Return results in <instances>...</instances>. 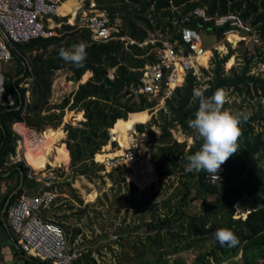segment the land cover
<instances>
[{
    "label": "trees",
    "instance_id": "16d2710c",
    "mask_svg": "<svg viewBox=\"0 0 264 264\" xmlns=\"http://www.w3.org/2000/svg\"><path fill=\"white\" fill-rule=\"evenodd\" d=\"M97 2L105 8L111 18L119 15L116 10L120 12L117 35L125 36L128 40L116 39L97 43L91 41L87 28L76 24H62L60 28H56L55 35L36 37L26 43H17L11 48L16 71L13 75L4 73L3 97L6 99L11 97L12 105L7 106L9 108L6 109L0 104V166L14 152V139L9 125L12 121L22 118L23 107L19 106L23 101L25 89L18 85L29 74L16 51L29 57L33 78L30 84V101L26 104L25 120L28 125L36 129H44L47 125L58 126L61 122L62 112L42 113L50 110L47 103L51 82L57 70L64 69L69 72V79L73 81H78L81 76L82 81L87 79L78 85L72 95L65 96L59 104L60 108L68 105L70 110L82 111L76 114L67 113L64 124V129L67 130L65 143L72 177L89 176L103 170V165L95 162L93 157L96 153H98L97 158L110 154L111 152L101 153L107 152V146L127 147L124 137L126 122L128 139L129 141L133 139L130 132L132 118L126 121L128 115L147 110L152 104L147 103L142 95H135L132 89L139 84V68L145 63L153 62L155 58L151 52L147 54L150 46L142 48L136 43H130L129 40L141 42L149 32L168 25L165 15L169 14V11L161 13L158 11L168 7L170 2L168 0H97ZM171 3L177 6L183 5L184 11L201 4H208L209 13L238 11L244 19L249 20L264 41V0H171ZM152 5L155 7L153 10ZM53 20L64 22L65 17L55 15ZM222 29L215 30L216 41L222 38ZM81 41L87 44V58L83 66L75 67L59 56V50L70 49L72 45ZM256 48L258 49L259 46L256 45ZM231 53L230 50L226 56L219 59L216 56L212 70L213 77L208 82L205 95L211 96L218 88H232L240 94L250 95L254 91L257 96L264 97V78L246 76L252 56L247 57L245 52L242 56L245 61L242 69L238 73L223 75V64ZM261 55H264V52ZM112 67L115 68V74L113 79H109L106 74L108 68ZM194 88L199 87L194 86L193 77L188 74L174 97L166 102L169 115L160 110L159 122L154 121L158 122L159 135L148 130L149 152L153 166L147 168L150 175H142V178L152 180L154 168L159 179L175 176L177 183L163 200L162 216L152 215L145 224L146 232L143 239L137 238L126 246L120 244L125 264H216L225 255L236 252L240 246L244 249L264 246V116H260L263 123L257 131L252 124L257 117L249 116L248 121L242 125L243 134L239 142V152L221 166L220 172L225 174V182L210 185L207 172L185 170L186 156L199 150L202 141L194 137L192 144L186 148L187 143L177 142L170 132V128L175 124L179 125L187 135H191L188 121L194 118L199 103L198 100L193 99ZM75 121H79L80 126L72 125ZM139 130L141 132L137 134L139 140L145 141L147 137L141 125ZM27 169L20 161L8 167L7 176H0V180L13 176L17 178L11 190L5 192L0 199V246L3 239H11L15 245V254L22 257L24 264H51L27 256L16 245V237L7 225L8 206L24 188L29 190L35 185L34 180L26 177ZM114 172L113 170L107 172L113 184L125 182L124 170H117L116 177L113 176ZM20 182L22 185L18 187ZM214 196L222 200L217 202L214 198L205 202L206 198ZM76 199L82 202L81 199L77 197ZM233 200L241 204L238 206ZM55 203L56 201L53 202ZM68 209H72V206ZM236 210H250V212L244 219L235 218L233 215ZM43 215L50 217L48 212H43ZM67 217L63 216L65 219H68ZM218 228L233 230L239 238V244L228 247L216 241L213 247H206L207 241L215 240L214 233ZM78 233L79 228H74L71 239ZM193 247L199 248L198 254L189 263L179 255L169 258L177 252ZM164 255L167 258L162 262L161 257ZM253 262V259L246 258L243 264H253ZM74 264L98 263L92 256V251L86 250Z\"/></svg>",
    "mask_w": 264,
    "mask_h": 264
},
{
    "label": "built area",
    "instance_id": "2783aa9c",
    "mask_svg": "<svg viewBox=\"0 0 264 264\" xmlns=\"http://www.w3.org/2000/svg\"><path fill=\"white\" fill-rule=\"evenodd\" d=\"M63 1L0 0V104L6 109L9 108L7 106L12 105V99L11 97L7 99L3 97L5 79L3 67L14 61L11 48H14L17 43H26L36 37H48L57 34L56 31L49 27L50 23H53L52 25L54 26L56 25L53 22V16L59 15L58 9ZM168 1L170 5L160 9L158 13L168 10L169 14L165 15V20L169 24L149 32L147 37L141 42L129 40L130 43H136L142 48L150 46L147 54L154 49V61L145 63L139 68V84L135 89H132L135 95H142L147 103L152 104L151 109L166 111V102L174 97L176 90L182 86L188 74L193 77L195 87L206 88L213 77L212 70L216 56L217 59L222 58L230 50L232 53L223 64V75L238 73L242 69L245 64L242 56L245 52L247 57L252 56L246 76L253 75L264 78V55L263 60H260L261 50L264 51L261 47L264 41L249 20L244 19L240 12L227 11L219 13L215 11L209 13L208 4H201L184 11L183 5L177 6L172 4L171 0ZM78 8H81V5H78L76 10ZM154 8L152 5L151 9L153 10ZM81 12L82 24L78 26L89 30L91 41L99 43L116 39L128 40L125 36L117 35L120 24L119 18L116 15L111 18L97 0H91ZM220 28H223L221 30L222 38L216 41L212 48L205 47L204 33L216 38L215 30ZM229 36H232V38H229ZM249 42L261 47L257 54H249L247 48H245ZM207 50L210 51V55L205 62H202L200 57ZM16 52L21 57L29 74L18 85L20 88L25 89L23 101L19 106L20 108L23 107L22 118L12 121L9 125L14 139V152L0 166V176L6 175L7 167L10 164L21 161L28 168L26 177L34 180L35 185L32 191L22 192L8 206L7 225L13 236L16 237V245L27 256H32L51 264H74L82 252L86 250L70 245L63 226L56 220L42 215L43 212L50 209V206L55 201L59 193V184L63 181H68L66 178L67 174L59 175L57 170L61 168L67 173L69 169L67 164L63 162L53 166L48 161L39 169L32 167L28 163L26 154L45 145L46 138L44 133L46 128L36 129L28 125L25 120L26 104L30 101V84L33 77L27 56L19 51ZM230 59H232V63L227 65ZM241 62H243V66L238 68L236 65L241 64ZM254 62H257L259 66V73L257 74L254 72V65H250ZM114 71L115 68H108L106 77L113 79ZM57 80L55 78L52 79L48 105L57 101L59 93L60 95L67 93L66 96L72 95L77 89L74 90V85H79V82H81L80 79L78 81L69 79L67 82L60 81L59 83ZM225 90L232 91V88ZM256 99L261 105H264L263 96H257ZM42 113L45 112L43 111ZM56 128L64 130V135L56 140L53 143V147L49 150L45 147L42 148L49 157L56 153L57 146L64 145L66 148L67 130L64 129L63 123L61 127H53V129ZM194 137H196L195 133L191 129L186 148L192 144ZM109 152L108 150L101 153ZM97 154L94 155L93 160L101 163L103 170L106 169L107 171L115 169H123L126 170L125 172L132 169L141 170L148 161L152 163L147 147L133 139L129 141V145L125 148L115 147L110 154H104L101 158H97ZM157 179L159 178L153 168V179L151 181ZM207 179L210 185H215L224 183L226 177L222 172H219V175L208 173ZM3 190L6 191V186L3 187ZM248 212L250 210H236L233 217L244 219Z\"/></svg>",
    "mask_w": 264,
    "mask_h": 264
},
{
    "label": "rangeland",
    "instance_id": "374dc122",
    "mask_svg": "<svg viewBox=\"0 0 264 264\" xmlns=\"http://www.w3.org/2000/svg\"><path fill=\"white\" fill-rule=\"evenodd\" d=\"M91 0H64L63 1V10L64 13L58 16L65 17L64 22H55L56 25H52L50 23V29L56 31V28H60L62 24H82L81 10L87 7V4L90 3ZM74 2H77L76 6H80L81 8L75 9V15L72 16L70 11L67 8H70ZM119 5V4H116ZM117 13L120 12L116 10ZM65 15V16H63ZM118 15V16H119ZM117 16V17H118ZM59 23V24H57ZM49 26V25H48ZM53 26V27H52ZM80 27V26H79ZM229 38H232L229 37ZM205 39V47L212 48V45L216 42L213 36L204 33ZM264 49V42H262V46ZM259 46V48H261ZM247 51L249 54H257L260 50L256 48L254 43H248L246 45ZM209 50L205 52L201 57H205ZM264 52L261 50V53ZM154 53V49L151 51ZM261 61L263 60V55H261ZM27 56V55H26ZM29 59V57L27 56ZM258 62V61H257ZM257 62H254L250 65H254L255 74L259 73V66ZM235 64V61H234ZM227 65H230L227 63ZM226 66V65H225ZM238 68L243 66V62L241 64L236 65ZM4 73L7 72L10 75H13L16 71V63L12 61L9 65L3 67ZM260 75V74H259ZM70 73L66 72L64 69L57 70L53 78L58 79V83L60 81L67 82L69 80ZM264 76V75H263ZM5 78V76H4ZM82 80V76L81 79ZM87 80V79H86ZM85 80V81H86ZM84 81V82H85ZM81 83V82H80ZM229 93V101L230 103H226L225 107L231 108L233 111H242L246 114L256 116V103H257V95L254 91L251 92L250 95L246 93H239L236 90H226ZM60 92V91H59ZM67 95L64 93L57 98V101L47 107L50 110L45 111L44 114L48 112H54L56 114L61 115V122L58 124V127H61L63 123V127L66 121L67 113L76 114L78 112H82L81 110L75 111L70 110L68 105L64 108H60L59 104L63 100V98ZM70 95V94H69ZM62 96V97H61ZM162 109H147L144 111H137V114L128 115L127 120L131 117V127L130 131L133 140L138 142L139 144L147 147L149 150L150 144L148 141L150 139L148 130L153 132L156 135H159L160 130L158 128V119L159 112ZM162 112L166 115H169L167 110ZM257 118L252 123L255 131L260 130V125L263 123L260 116H256ZM157 120L158 122H154ZM74 126H80L79 121H75ZM140 125L143 128V132L146 135L147 139L145 141H140L138 137V133L140 132ZM55 127V126H54ZM126 134L125 139L127 141V146L129 145V131L127 128V122L125 124ZM46 131L44 133V137L47 135H51L53 132H59L61 136L64 135V130L61 128L53 129V126H45ZM130 128V127H129ZM121 131V130H120ZM170 132L172 134V138L177 142L185 141L187 144L189 142L190 136L187 135L178 125H173L170 128ZM138 134V135H137ZM122 133L120 134V136ZM60 136V137H61ZM59 137V138H60ZM57 138V140L59 139ZM54 143V142H53ZM53 143L46 147L49 150L53 147ZM121 147V145L119 146ZM38 149V148H36ZM113 147L107 146V151H113ZM26 158L28 163L34 168H42L48 161L51 165L57 166L60 163L67 164L69 172H65L63 169H58L57 173L59 175L67 174L66 178L68 181H63L61 185H59V193L55 199L56 203L50 206V209L47 211L52 217V219L57 220L66 231L69 244L74 247H81L83 250H91L92 256L95 258L98 264H125V257L123 254V250L120 244H130L137 238H142L145 236V224L152 218V215L162 216L163 200L169 195L172 190V187L176 185L177 178L175 176L165 177L162 179H157L155 181H151V179L142 178V175H150L147 172V168L152 167V163L150 161L142 168L141 170L133 169L125 174V182H119L113 184L112 181L107 176V171L101 170L97 172V174H92L89 176L77 175L72 177L70 174L69 168V154L67 149L62 146L56 147V153L49 157L46 153L45 162H41L39 157H37V164L34 165L33 160L28 153L26 154ZM34 159V158H33ZM117 170L123 169H115L113 171V176L116 177L118 173ZM112 171V170H110ZM126 171V170H124ZM150 182V183H149ZM10 185V183H9ZM13 187V186H12ZM135 187L136 189H134ZM28 188H25V191ZM61 189V190H60ZM73 189V190H72ZM32 191V189H29ZM72 190V191H71ZM81 199L82 202H78L76 197ZM218 202L222 199L214 196L213 198H206L205 202H209V200L214 199ZM72 206V209H68ZM60 208V209H59ZM239 211V210H238ZM63 216H68V219L63 218ZM59 218V220H58ZM238 218V217H236ZM241 218V217H239ZM74 228H79V233L73 239L72 231ZM7 240V239H6ZM2 241V247L0 246V264H6L8 261L5 258H9L7 264H24L21 256L15 254L14 247L15 245L8 239L7 241ZM127 240H129L127 242ZM10 245V246H8ZM128 246V245H127ZM168 248H165L167 250ZM198 247L188 248L177 252L174 255H171L169 258H174V256H181L187 263L191 262L198 254ZM246 251V250H245ZM238 252V251H237ZM149 255V254H148ZM147 255V256H148ZM7 256V257H6ZM233 253H229L225 255L222 259H220L216 264H243V256L239 260L234 261ZM150 257V256H149ZM167 258L166 255L161 257V261L163 262ZM236 258V257H235ZM247 259H253V264H264V246H258L254 251H248V255L245 256Z\"/></svg>",
    "mask_w": 264,
    "mask_h": 264
},
{
    "label": "clouds",
    "instance_id": "9594fccd",
    "mask_svg": "<svg viewBox=\"0 0 264 264\" xmlns=\"http://www.w3.org/2000/svg\"><path fill=\"white\" fill-rule=\"evenodd\" d=\"M86 49V42L81 41L70 49L61 48L59 56L75 67H81L87 58ZM206 91V88L193 90V99L199 103L194 118L188 124L202 145L199 150L186 156L185 170L219 175L221 166L239 152L242 125L248 121L249 115L225 107L226 103H230L229 93L225 89L218 88L211 96H206ZM214 238L222 246L235 247L239 244L238 236L229 228H218Z\"/></svg>",
    "mask_w": 264,
    "mask_h": 264
},
{
    "label": "crops",
    "instance_id": "0c3cea01",
    "mask_svg": "<svg viewBox=\"0 0 264 264\" xmlns=\"http://www.w3.org/2000/svg\"><path fill=\"white\" fill-rule=\"evenodd\" d=\"M81 79V78H80ZM82 82H84V81H82L81 80V83ZM74 84V83H73ZM79 84H80V82H79ZM77 86H78V84H75L74 85V90L77 88ZM256 112H255V114H256V116H262V115H264V105H261L258 101H257V103H256ZM68 164H69V162H68ZM11 165V164H10ZM9 165V166H10ZM8 166V167H9ZM8 167H7V173H6V175L5 176H7V174H8ZM5 176H2V177H5ZM16 180H17V178H16V176H13V177H8L6 180H0V199H1V197H2V195L5 193V192H7L8 190H11V188H12V186H14L15 185V183H16ZM9 183H10V185H9ZM22 185V182H20V184L18 185V187L19 186H21ZM4 186H6V191H4L3 190V187ZM33 188L34 187H32L31 189L33 190ZM15 192V190H13L12 191V193H14ZM23 192H30V190H26L25 191V188L23 189ZM11 193V194H12ZM234 201V203L236 204V205H238L239 206V204H241V202H239L238 203V201L237 200H233ZM47 212V211H46ZM42 215H43V213H42ZM48 216V215H47ZM49 217V216H48ZM50 218H52V217H50ZM55 220V219H54ZM6 239H3L2 241H5ZM8 240V239H7ZM6 240V241H7ZM2 241H1V243H2ZM215 243H216V240H214V239H211V240H209V241H207L206 242V247H208V248H211V247H213L214 245H215ZM2 245V244H1ZM8 246H10V245H8ZM259 246V245H258ZM258 246H253V247H250V248H246V249H244V248H242V246H240L239 247V249L236 251V252H234L233 253V255H235L234 256V261H236V260H239L240 258H242V256H243V261L246 259L245 258V256H247L248 255V251H254ZM2 247V246H1ZM246 250V251H245ZM7 257V256H6ZM236 257V258H235ZM5 259H7L8 261H9V258H5ZM236 259V260H235ZM8 261L6 262V264L8 263Z\"/></svg>",
    "mask_w": 264,
    "mask_h": 264
},
{
    "label": "bare ground",
    "instance_id": "6f19581e",
    "mask_svg": "<svg viewBox=\"0 0 264 264\" xmlns=\"http://www.w3.org/2000/svg\"><path fill=\"white\" fill-rule=\"evenodd\" d=\"M80 1V0H79ZM63 2L62 4L59 6V9H58V14H63L64 13V10H63ZM73 5L70 7V8H67V10L70 11L71 15L74 16L75 14V9L77 8V2H75V5H74V2L72 3ZM231 37V36H229ZM205 54V53H204ZM203 54V55H204ZM207 55L209 56L210 55V51H208ZM201 61L202 62H205V60L207 59V56L205 57H200ZM228 64H231L232 63V59H230L228 62ZM63 131V130H62ZM61 136V134L59 132H53L51 135H47L46 136V143L44 146H41L40 148L38 149H35V150H32V151H29L28 152V156H30L33 160V163L34 165L37 164L36 161H38L37 157H39V160H41V162H45L46 160V152L44 150H42L43 147H48L50 146L53 142H55L57 140V138H59ZM27 157V156H26ZM34 158V159H33ZM147 164V163H146ZM133 170V169H132Z\"/></svg>",
    "mask_w": 264,
    "mask_h": 264
}]
</instances>
